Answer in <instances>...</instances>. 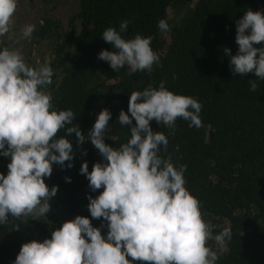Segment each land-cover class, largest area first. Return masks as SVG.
I'll return each instance as SVG.
<instances>
[{
	"label": "trees",
	"instance_id": "trees-1",
	"mask_svg": "<svg viewBox=\"0 0 264 264\" xmlns=\"http://www.w3.org/2000/svg\"><path fill=\"white\" fill-rule=\"evenodd\" d=\"M247 9L264 13V0H77L68 16L71 31L79 25L71 43L50 15L42 17L32 34L37 40L52 38L54 74L48 89L53 107L71 109L76 117L72 123L85 135L99 111L109 110L104 141L110 146L119 148L130 138L129 128L120 125L118 116L121 110L128 113L133 91L149 84L158 87L164 81L169 90L202 104L199 128L179 118L174 131L155 120L150 127L168 138L167 151L161 146L160 155L170 157L177 167L186 165L185 187L199 200L203 219L217 225L214 234L231 228L229 250L217 264H264V80L253 73L233 75L224 53L225 47L236 53L235 22ZM161 19L167 21L169 31L159 30ZM121 21L129 22L124 38L152 37L151 47L162 66L154 65L150 74L129 75L127 67L115 72L98 58L101 50L112 49L102 39L103 31L119 30ZM4 47L0 41V49ZM250 79L256 80V91H250ZM64 135L61 129L58 136ZM67 138L73 145L72 167H67L68 162L64 168L53 164L51 176L44 178L49 188L58 187L49 200V212L36 219L9 217L7 224L0 225V264H13L23 243L51 238L52 230L76 215L88 217L106 237L107 221L93 219L87 208V196L95 198L102 189L92 191L79 171L82 161L91 171L102 157L90 140L81 145L74 133ZM9 161L10 157L0 155V174H7ZM209 246L217 250L214 241Z\"/></svg>",
	"mask_w": 264,
	"mask_h": 264
},
{
	"label": "clouds",
	"instance_id": "clouds-1",
	"mask_svg": "<svg viewBox=\"0 0 264 264\" xmlns=\"http://www.w3.org/2000/svg\"><path fill=\"white\" fill-rule=\"evenodd\" d=\"M16 9L17 0H0V36L12 29ZM128 23L121 21L119 30L103 31L102 39L112 49L101 50L98 58L115 72L127 67L129 75L150 74L154 65L162 66L151 47L152 37L124 38ZM235 23L237 51L233 55L224 48L233 75L253 73L264 80V13L247 9ZM158 28L169 31L164 19L158 21ZM34 31V24L22 26L15 43L30 39ZM53 74L47 57L34 67L26 63L20 48L0 49V155L10 157L7 174H0V225L7 224L9 217H45L58 187L49 188L44 178L51 176L53 164L64 168L68 162L67 167H72L73 145L67 137L74 133L78 144L90 140L102 157L91 171L82 161L79 171L92 191L102 189L95 198L87 196V208L93 219L107 221L108 230L102 236L88 217L76 215L52 230L51 238L23 243L13 264H217L229 250L231 228L214 234L217 225L203 219L199 200L185 187L186 165L177 167L170 157L160 155L161 146L167 151L168 138L150 127L155 120L174 131L179 118L199 128L202 104L169 90L164 81L131 92L130 115L121 110L118 116L120 125L129 128L130 138L116 148L104 141L111 118L106 108L85 135L72 123L76 117L71 109L53 107L48 89ZM248 83L250 91H256V80ZM61 129L64 136H58Z\"/></svg>",
	"mask_w": 264,
	"mask_h": 264
},
{
	"label": "rangeland",
	"instance_id": "rangeland-1",
	"mask_svg": "<svg viewBox=\"0 0 264 264\" xmlns=\"http://www.w3.org/2000/svg\"><path fill=\"white\" fill-rule=\"evenodd\" d=\"M77 7V0H17V9L13 17L14 24L10 32L0 36V41L5 42L9 48H20L26 63L30 66H39L47 57L52 59L53 43L51 37L36 39H23L19 44L15 41L19 37L20 29L26 24L40 23L43 16L50 15L58 20L62 33L68 36L71 43L79 25L71 31L68 25V16ZM170 13V11H169ZM171 14H169L170 16ZM69 53L66 54L68 56Z\"/></svg>",
	"mask_w": 264,
	"mask_h": 264
}]
</instances>
